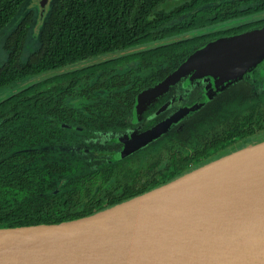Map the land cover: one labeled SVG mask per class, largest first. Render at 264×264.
<instances>
[{
	"label": "trees",
	"instance_id": "1",
	"mask_svg": "<svg viewBox=\"0 0 264 264\" xmlns=\"http://www.w3.org/2000/svg\"><path fill=\"white\" fill-rule=\"evenodd\" d=\"M167 1L51 0L49 16L41 25L30 9L34 0H0V30L28 8L5 41L8 57L0 64V227L87 216L166 184L193 164L211 161L174 160L159 170L161 161L153 159L144 164V188L133 191L136 187L120 189L112 182L119 164L97 165L66 154L81 131L104 130L125 117L137 94L174 70L195 40L100 61L11 93L45 73L225 20L238 11L241 0H190L170 10L163 7ZM258 8H264V1ZM182 16L186 17L178 22ZM33 24L41 25L39 47L25 60ZM259 107L232 130L239 135L264 130V103ZM213 146L225 147L220 140Z\"/></svg>",
	"mask_w": 264,
	"mask_h": 264
},
{
	"label": "water",
	"instance_id": "2",
	"mask_svg": "<svg viewBox=\"0 0 264 264\" xmlns=\"http://www.w3.org/2000/svg\"><path fill=\"white\" fill-rule=\"evenodd\" d=\"M48 8L51 0H39ZM184 34L106 54L32 78L14 93L55 74L179 41ZM264 59V26L220 37L190 54L173 72L138 96L142 104L190 72L242 76ZM164 124L136 135L122 155L156 139ZM264 156V140L217 158L148 192L80 218L59 223L0 227V264H264V208L214 194L141 202L184 180Z\"/></svg>",
	"mask_w": 264,
	"mask_h": 264
},
{
	"label": "flooded vegetation",
	"instance_id": "3",
	"mask_svg": "<svg viewBox=\"0 0 264 264\" xmlns=\"http://www.w3.org/2000/svg\"><path fill=\"white\" fill-rule=\"evenodd\" d=\"M263 1L241 0L236 3L238 11L233 10L230 16H225V20L183 33H193L185 39L195 42L192 43V51L177 67L211 41L264 26V8H258ZM185 17H179L177 21ZM170 73L144 87L137 94L132 110L125 117H120L118 122L104 130L81 131L73 139L75 146L70 150L67 148V156L71 154L74 159L93 161L97 165L101 162L119 164L112 182L120 189L136 187L133 190L136 191L144 188V164L153 159L161 161L159 170L164 168L163 163L174 160L194 163L206 159L213 161L264 140V130L254 132L250 129L247 135H239L232 130L244 125L242 121L245 117L257 114L259 105L264 103V89L258 85L260 82L264 85V59L247 69L242 76L227 82L220 80V75L197 76L194 71L190 72L166 91L142 104L138 103V96L143 90L162 82ZM161 124L166 129L156 139L122 155L127 142ZM219 140L225 145L223 149L213 146ZM90 151L92 154H87ZM203 165L193 164L184 174Z\"/></svg>",
	"mask_w": 264,
	"mask_h": 264
},
{
	"label": "bare ground",
	"instance_id": "4",
	"mask_svg": "<svg viewBox=\"0 0 264 264\" xmlns=\"http://www.w3.org/2000/svg\"><path fill=\"white\" fill-rule=\"evenodd\" d=\"M171 190H162L141 202L162 201L176 197L214 194L243 206L264 208V156L224 167L214 172L193 176Z\"/></svg>",
	"mask_w": 264,
	"mask_h": 264
},
{
	"label": "rangeland",
	"instance_id": "5",
	"mask_svg": "<svg viewBox=\"0 0 264 264\" xmlns=\"http://www.w3.org/2000/svg\"><path fill=\"white\" fill-rule=\"evenodd\" d=\"M186 1H190V0H168L163 5V7L170 10L182 3H185ZM26 6H24L17 13V15L10 21L9 24H7L4 28L0 30V64L5 62L8 57V53L4 48V43L6 39L8 38V36L15 30V28H17L21 20L25 17V13L28 11V8ZM30 9L34 10L35 16L40 21L41 25H43L44 21L49 16L50 7L48 8L42 7L39 4V0H34L33 4L30 6ZM41 25L39 26V25L33 24V26L29 30L27 43H26L24 53H23V59L25 60L28 58V56L31 53H33L39 47V40L37 37H39V34H40L39 30L41 29ZM258 85L261 87V89H264V85L262 82H260V84L258 83ZM104 156L108 157L105 154Z\"/></svg>",
	"mask_w": 264,
	"mask_h": 264
}]
</instances>
